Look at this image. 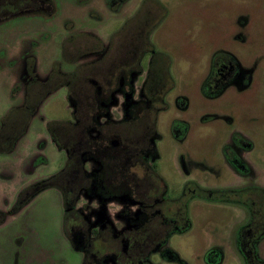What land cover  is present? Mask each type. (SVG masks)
Returning <instances> with one entry per match:
<instances>
[{"label": "rangeland", "instance_id": "1", "mask_svg": "<svg viewBox=\"0 0 264 264\" xmlns=\"http://www.w3.org/2000/svg\"><path fill=\"white\" fill-rule=\"evenodd\" d=\"M47 1L50 6L43 13L0 19V129L10 111L25 106L28 84L43 85L46 91L35 88L45 92L43 99L12 149L0 153V212L7 215L0 225V264H83L82 249L74 250L69 241L67 224L73 222L65 220L57 189L43 191L11 213L21 191L65 168L66 153L55 146L48 124L67 123L60 135L76 132L77 107L68 99L69 89L57 77L49 80L55 73L97 76L103 86L116 70L127 71L130 92L126 86L120 89L121 79L108 86L97 120L104 126L140 117L147 106L143 86L151 57L143 50L144 35L154 23L147 40L168 58V80L156 86L158 98L164 94L154 121L156 155L143 157L140 165L129 149L125 153L104 137L108 151L82 157L91 181L74 209L92 224V231L105 224L124 229L137 210L129 195L134 178L144 179L147 172L155 174L158 185L166 188L165 198L172 200L187 184L204 190L264 189V0ZM220 53L248 73V84L209 97L202 90ZM95 86L91 81L81 87L88 102ZM178 123L185 126L184 135L176 130ZM142 128L140 122L127 128L126 142L134 144ZM238 139L245 146L246 178L230 166ZM129 156L131 165L119 170ZM152 182L147 179L141 191ZM187 210L191 230L171 240L186 264H206L214 248L223 254L222 264H242L233 246L248 218L246 209L193 200ZM75 244L83 245L78 239Z\"/></svg>", "mask_w": 264, "mask_h": 264}, {"label": "flooded vegetation", "instance_id": "2", "mask_svg": "<svg viewBox=\"0 0 264 264\" xmlns=\"http://www.w3.org/2000/svg\"><path fill=\"white\" fill-rule=\"evenodd\" d=\"M220 55L222 56L214 57L212 60L211 72L202 90L209 97H216L232 86L242 90L248 84V73L241 69L234 58L224 53H220ZM128 75L129 72H126L124 76L128 79L126 82H122L120 89L126 86L127 89L125 91L128 90L130 92L131 87L129 86ZM153 91H155L154 95L158 92L156 86L150 89V92ZM146 102V109L141 110L140 114L150 108L155 107L156 109L158 106V103L154 104L153 100L152 102L149 100ZM161 110L156 109L155 111L157 113ZM137 118H139L138 115L132 120L136 121ZM97 119L98 117L96 118L98 123ZM98 125L100 124L98 123ZM180 126H177L176 130L184 135L185 126L182 124ZM155 136L154 131L151 139L154 147L155 142L153 139ZM107 139L109 138L107 137ZM244 147L242 140L238 139L237 150L232 151L230 166L236 174H240L238 175L239 177L244 176L246 178L248 174L246 173V164L243 157L245 154ZM105 148L104 150H107V147ZM141 154L143 159V157L150 155V152L146 148ZM136 162L141 163L139 157ZM153 174L147 172L143 176L144 179L134 178L135 183L133 182L129 195L130 200L137 206V210L133 219L128 221L124 229L116 230L110 224H105L98 230L92 231V224H89L73 207L75 213L71 216V221L74 222L72 227L75 223L80 226H77L78 233H69V241L74 250L82 249L86 264H186L174 250L171 240L174 237H181L191 230L187 209L193 200L246 209L248 218L237 231L233 250L235 249L234 251L237 252L242 264H264V214L261 208L262 199H259L249 191L254 186H247L241 189L205 190L212 192L227 191L226 193L223 192V194H216L214 198L206 200L196 197V190L201 189L197 184H191L192 186L187 184L181 195L177 199L172 200L165 198L166 188L158 185L155 178H152ZM147 179L153 182L150 183V188L148 187L145 191H141ZM143 180L145 181L143 182ZM255 187L264 191L261 187ZM240 194H244L245 198H240ZM84 228L85 230L82 231ZM92 233L95 235L94 237L91 236ZM77 239L78 243L82 242V247L75 248ZM223 261V254L217 248L212 249L204 260L206 264H222Z\"/></svg>", "mask_w": 264, "mask_h": 264}, {"label": "trees", "instance_id": "3", "mask_svg": "<svg viewBox=\"0 0 264 264\" xmlns=\"http://www.w3.org/2000/svg\"><path fill=\"white\" fill-rule=\"evenodd\" d=\"M49 3L47 0H0V19H11L19 17L22 15L39 14L45 12L49 8ZM165 13L161 16L160 20L163 18ZM157 23L150 26L145 31V43L143 45V50H149L151 53V59L149 63V74L146 82L144 83L143 94L145 95L147 101H154V104L158 103L156 109L163 108V96L158 102V93L154 95V92H150L148 89L151 85L157 86L158 83L168 80V58L164 55L154 51L153 46L148 42L147 36L155 28ZM146 47V48H145ZM222 56L220 54L216 55L215 58ZM137 71V70H136ZM127 71L116 70L115 74L109 75L110 83H105L101 86V80L97 76L93 78H82L78 77L76 74L59 76L55 73L50 77V81L54 78H58L62 86H66L69 89L68 99L77 107L75 113L76 123L73 124L76 132L74 136L66 132L63 135L58 133V130L65 129L67 123L65 122H50L48 124V132L52 138L57 149L65 151L66 153V165L65 168L54 177L47 180L39 182L29 188L21 191L17 197V201L12 209L11 213H17L22 207H24L31 199H33L38 194L43 191L55 188L59 191L62 199V204L65 211V220L71 218L74 215L73 207L78 199V195L81 191L87 189V185L90 183V177L85 174L82 167V157L84 155H91L92 157H97L103 153L104 148L107 147L109 150V142L104 141L103 138H109L114 140L120 146H123L125 153H132V160H136L139 157V161L143 164L141 158V152L148 148L150 155L155 157L156 151L154 144L152 143V137L154 135V121L156 109L155 107L144 111L136 121H139L142 125V132L140 133L139 139L135 141L134 144L126 142L124 138L126 134V129L132 127L135 123L134 120L122 121L119 123H107L106 125H98L96 118L102 112V107L100 105L101 94L107 87H111L113 83L122 80L127 81L128 78L124 76ZM124 73V74H123ZM57 75V76H56ZM85 82H84V80ZM91 81L96 83L93 93L91 94L92 99L88 102V96L86 93L82 92L81 87H85L86 84L91 83ZM95 85V84H94ZM111 85V86H110ZM40 87L41 90L45 91V86L39 85L35 82L28 84L25 106L21 109H15L10 111L5 118L2 120V127L0 129V153H7L12 149V145L23 133L25 127L30 121L31 115L39 102L43 99L45 92H36L35 88ZM146 92V93H145ZM75 95V100L72 99ZM208 95V94H207ZM214 96V95H213ZM156 99V100H154ZM92 132L96 133V136L91 135ZM121 136V137H120ZM116 139V140H115ZM106 149V148H105ZM140 152V155L138 154ZM126 159V158H125ZM131 157L129 156L127 160L122 162V166L119 170H123L128 165L130 166ZM134 163H136L134 161ZM140 163V165H142ZM124 172V170H123ZM154 175V174H153ZM152 178H155V175ZM156 179V178H155ZM251 193L256 195L259 199H262V209L264 214V191L257 187L250 188ZM226 193L227 191H205L197 189L195 194L196 197L201 199H211L214 198L216 194ZM80 218V216H79ZM7 219L5 213L0 212V225H2ZM81 221V219H80ZM74 223V222H73ZM82 223V222H81ZM76 224V223H75ZM70 227V233H78V223ZM75 244V248H76ZM83 264L86 261L83 259Z\"/></svg>", "mask_w": 264, "mask_h": 264}]
</instances>
